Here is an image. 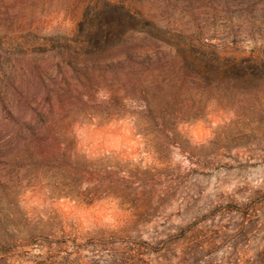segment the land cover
Wrapping results in <instances>:
<instances>
[{
    "label": "rangeland",
    "instance_id": "374dc122",
    "mask_svg": "<svg viewBox=\"0 0 264 264\" xmlns=\"http://www.w3.org/2000/svg\"><path fill=\"white\" fill-rule=\"evenodd\" d=\"M214 49L264 75V0H0V264H264V83L196 86Z\"/></svg>",
    "mask_w": 264,
    "mask_h": 264
},
{
    "label": "trees",
    "instance_id": "16d2710c",
    "mask_svg": "<svg viewBox=\"0 0 264 264\" xmlns=\"http://www.w3.org/2000/svg\"><path fill=\"white\" fill-rule=\"evenodd\" d=\"M109 3H105V7H108ZM101 6H95L93 13H99L101 11ZM92 13V14H93ZM89 14V13H88ZM127 22V20H125ZM83 24H81L82 26ZM90 25V29L94 30L95 26ZM137 31H122L118 35L107 36V38L97 39V44H93V31L87 32L85 35L78 34L75 38H72L76 44L74 49H72V41L65 37L64 41L57 39L59 46H66L70 49L69 60H73V67H77L78 59L91 58L94 62L101 63L102 61H108L110 66H120L127 65V59L131 62H152L159 58L160 52L157 47L158 40H152L151 38L158 39L155 35L146 33L143 36H137L135 34ZM142 34V33H141ZM80 36V37H78ZM100 42L108 45V48H100ZM78 46V47H77ZM109 50V51H106ZM180 52V49H178ZM208 55L212 58L207 60L205 69H199L196 73L194 80L192 81L198 87H210L219 86L222 89H238V90H250L264 83V75L257 72L254 69V64L252 66H247L246 64H251L253 59L247 60L245 58L231 57L226 55H221L219 50H213L209 52ZM139 56H144L141 60L138 59ZM183 63L185 66H191L195 64L194 61H199L198 52L192 51L191 56L184 54L182 55ZM220 59H224L220 65ZM245 63V65H244ZM221 66V69L219 68ZM29 104L35 102V100H28ZM31 106V105H30ZM33 107V106H32ZM23 122L19 126V130H22L24 126L31 128L33 131L35 127L32 124V117L28 120V115H21ZM10 131L8 127L0 125V139L8 136ZM13 139V138H12Z\"/></svg>",
    "mask_w": 264,
    "mask_h": 264
}]
</instances>
